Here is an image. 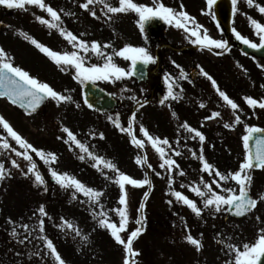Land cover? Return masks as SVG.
Segmentation results:
<instances>
[{
    "label": "rangeland",
    "instance_id": "rangeland-1",
    "mask_svg": "<svg viewBox=\"0 0 264 264\" xmlns=\"http://www.w3.org/2000/svg\"><path fill=\"white\" fill-rule=\"evenodd\" d=\"M195 1L198 5L197 8L204 15L202 10L204 2L202 0ZM84 2L85 0H63V28L89 43L99 42L105 57L112 55L113 62L126 71L130 70L131 62L115 55V52L129 45L146 48L154 58V63H151L149 68V74L153 75L158 72L159 65L163 60L165 75L172 79L171 83L176 88L173 91L179 98L165 100L162 115L156 105L152 83L136 84L131 77L115 82L101 80L97 81L96 85L111 95L122 97L126 94L130 98L125 100L121 109L110 115H99L89 111L82 103L79 82L74 79L75 69L67 66L66 71H61L60 67H57L29 40H24L20 32L26 33L50 49L61 53L73 51L72 45L62 36L57 41L51 39L48 30L38 28L36 25L33 30L17 29L12 21L5 20L3 23L7 25L10 33L7 35L0 33V47L6 48L5 51L11 57L14 66L21 67L32 77L38 79L40 76L48 75L51 77L49 85L58 93L71 95L73 101L58 104L49 98L38 112L26 115L5 100H0V115L10 123L13 129L35 148L42 149L46 154L54 153L57 157L55 162L45 164L36 153L29 150V154L37 164V170L46 181L47 191L45 192L44 186L25 188L20 184L33 183L34 181L32 174L27 176L23 174L27 171V162L21 157H17L11 150L0 149V163L5 165L6 170L10 166L12 170H9L13 181V185L0 181V264H58L57 261L51 260V255L48 254L44 243L37 239L39 235H45L52 240L65 264H124L123 246L116 243L110 230L100 227L98 219L92 215L93 211L99 213L102 205L103 211L107 213L110 221L119 224V217L114 209L123 206L118 204L121 192L119 186L114 182L116 173L104 168L103 165L100 166V169L92 167L94 162L86 153L81 152L75 144L65 142L68 137L62 131L64 127L69 128L78 140L88 146L89 151L111 161L121 172L134 179H143L147 173L151 180V188L147 185L143 187L125 186L128 193L129 222L127 231L122 232L121 236L126 239L131 231L141 227L137 220L141 219L144 228L133 242L134 251L139 253V256L132 258L134 264H162V262H164L163 264H186L191 256L190 246H192L185 239L186 231L194 229V223L189 217V212L184 209L183 203L177 201L172 192L179 191L189 199L201 198L196 196L191 188L200 186L203 189L201 181L210 183L213 179L202 170V163L197 158L201 148H203L205 159L217 169H219L220 162L223 161L220 153L222 149L238 150L233 128L224 129L223 127L224 123L233 122L231 119H227V114L232 113V110L230 106H228L227 112L221 110L217 102L223 100L217 92H215L218 97L216 100H214L216 97L213 93L206 95L212 85L201 74V69L209 73L217 81L219 88L239 105L238 114L243 118V123L250 126L254 123L253 117H264V109L259 107L252 109L247 105L244 97L264 100V87H262L264 85V69L259 67V65H264V61L248 59L235 51L234 47H228L227 50L213 47L209 51L203 45L193 43L195 37H189L190 33L187 34L188 32H185L183 28L176 27L175 21L169 24L171 30L167 31L165 35L168 43H165V46L155 54L154 49H149V44L144 40L138 26L137 13L129 11L127 15L124 13L108 14L114 17L109 20L103 5L96 4L94 8L97 17L94 18L90 11L80 7ZM108 2L112 6H119V0H108ZM133 2L152 7L148 2L142 0H133ZM167 7L172 8L175 13L184 12V9L173 4ZM68 12L74 15H65ZM35 15L47 16L50 19L47 13L40 9H37ZM260 17L256 21L264 25V14L260 13ZM188 25L194 27L191 23ZM42 26L44 27V25ZM203 29H200L201 38ZM14 30L19 32L17 39L13 37ZM175 32L180 34L176 35ZM207 33L209 34L211 31L207 30ZM172 34H175L176 38ZM181 36L187 37L189 40L180 44ZM209 36L211 35L209 34ZM105 44L109 47L103 48ZM218 52L221 54L217 55ZM87 57L86 64L104 63L103 58L97 57L91 52L87 54ZM51 62L53 63L51 64ZM176 65H179L180 68H177ZM191 65L198 69L200 76L194 83H186L180 79L178 72L181 69L187 71L186 68ZM49 69L55 73L44 74V71ZM191 85L209 90L207 92H192L188 89ZM132 97H135L136 100H133ZM137 100L143 104V107H139ZM77 104L80 105L79 108L76 107ZM201 104H204L205 107H200ZM214 111H219L221 116L206 120L205 117L210 116ZM133 112H136L133 134L138 139L145 140V146L142 149H137L131 143L128 133L121 132L108 119L109 116L114 120L118 117L121 126L127 128ZM172 113L176 114L175 117ZM199 121H203V124ZM214 121L216 122L213 123ZM184 122L205 135L206 140L203 145L200 144L198 138L192 139L193 134L181 127ZM141 125L152 136L169 140L171 148L164 146L167 158L176 160L179 165L178 169H173L168 174L166 169L160 167L163 161L152 148L151 143L140 132ZM100 133L104 134L103 139L100 138ZM0 136L6 138L13 148L23 151L8 136L2 125H0ZM177 151L181 155L176 156L175 152ZM193 152L196 153V157L192 155L190 160L183 157L184 154L190 155ZM80 155L85 156L83 161L79 159ZM137 156L146 157L147 163H150L152 168L138 165L136 163ZM3 159L6 161L5 163ZM12 159L18 161L20 168H14L11 165ZM190 165L195 168L194 172L189 174L182 168ZM50 169L61 174L67 173L86 186L102 192L99 204L91 203L89 197L76 192L72 187H60L51 178ZM181 170L186 179L179 174ZM156 172L161 175L157 176ZM169 175L173 178L171 189L168 185ZM16 181H20V183L17 184ZM181 185L184 186L181 187ZM213 188L217 192L225 194L215 184ZM145 192L149 193L146 199ZM74 194L75 199L73 198ZM169 200H172L173 203L169 204ZM141 203L145 205L143 213L139 211ZM40 206H44L51 217V219L44 217V233H39L38 230V218H40L38 209ZM9 218L15 222L14 225L9 223ZM61 218L79 228L81 235H77L74 229L62 227L63 220ZM23 224L30 225L34 231L28 240L19 243V240L24 239L27 234L21 227ZM13 227L16 228L18 234L16 238L11 235ZM165 231L170 233L162 238L159 234L165 235ZM168 235L173 236L174 239L170 236L167 237ZM84 236H87L88 239L84 240ZM194 238L198 239V237ZM37 252L39 255L34 254ZM185 259H187L186 262L180 263Z\"/></svg>",
    "mask_w": 264,
    "mask_h": 264
},
{
    "label": "snow or ice",
    "instance_id": "snow-or-ice-1",
    "mask_svg": "<svg viewBox=\"0 0 264 264\" xmlns=\"http://www.w3.org/2000/svg\"><path fill=\"white\" fill-rule=\"evenodd\" d=\"M248 6H253V0H246ZM209 8L212 7L213 4L216 3V0H207ZM96 4H102L104 9H106L105 14H119V13H127L129 11H134L138 14V26L141 32L145 29V24L150 20L159 17L163 19L167 23L171 24L175 21L176 27L183 28L185 32L190 33L191 37H195L193 43L203 45L208 48L209 51L212 50L213 47L216 49L227 50L228 42L224 40H216L212 39L207 30H204L203 37L201 38L200 29L203 27L196 23L195 19L190 17L187 12H179L175 13L174 10L170 7L164 6L162 3L158 8L148 7L145 5H138L134 3L133 0H119V6H112L108 0H85L84 3L80 5L84 10L90 11V14L95 18L97 17V12L94 8ZM233 11H236L237 0H232ZM0 5L6 6L10 9H25V5H33L37 6L40 10L47 13L50 19H46L43 16H36V20L41 25L47 26L49 29H55L59 32V34L64 37L69 44L72 45L74 49L71 52H58L50 49L44 44L38 42L36 39L28 36L26 33L20 32L26 40H29L31 44H33L37 49H39L42 53H44L47 57H49L58 67H60L61 71H66L67 66H70L75 69L74 79L77 80L80 84H85L90 82L92 84H96L97 81H109L112 82L119 81L124 78H130L135 75L136 68L138 64L149 65L154 63V58L149 54L148 50L144 47H133V46H125L122 50L115 52V55L122 57L125 60L131 62L130 70L126 71L123 67H119L116 63L113 62V56L107 55L105 57V53L101 50V45L97 41H92L91 43L79 38L77 35L73 34L71 31H67L63 28L61 13L54 9L52 6L45 3V0H0ZM93 6V7H90ZM259 12L264 14V6L256 5ZM62 11V10H61ZM65 15H74L71 12L65 13ZM114 17L112 15H108V19L111 20ZM250 24L254 28L256 35L259 37V43H254L250 39L241 35L238 31L233 29L234 35L237 40L241 41L244 45L253 48V49H264V25H261L255 19L249 17ZM189 22L194 25V27L189 28ZM109 45H103V48H108ZM91 52L97 57L103 58V64H86L87 54ZM221 53L218 52L217 55ZM177 68H180L179 65H176ZM261 69H264V65H259ZM201 74L205 76L210 82L212 87L216 90L219 97L222 98L224 102L228 106H230L232 110V115L234 116L233 123H224L223 127L226 129L233 128V124H241V116L238 114L239 105L234 102L229 96L219 88L217 81L206 71L201 69ZM181 77L187 78L181 69ZM165 81L168 84L167 95L164 97V100H161L160 103L163 104L165 100L169 98L175 100L178 99L179 96L173 91V84L170 82L169 77H165ZM264 87V85H262ZM0 98H7L13 105H19L20 107L26 109L29 115L34 113L40 105L46 99L55 100L58 104L61 102L69 103L73 101L71 95H63L55 91L49 84L46 82H41L37 78L32 77L27 71L22 69L19 66H14L12 63L11 57L8 56L7 52L0 47ZM133 100H136L135 97H132ZM247 105L252 109L259 107L260 109H264V100H257L252 97H244ZM139 107H143V104L140 101H136ZM84 103L88 105L89 108L92 107L91 104H88L87 98H85ZM77 108L80 107L79 104L76 105ZM200 107H205L204 104H201ZM173 117H175V113H172ZM221 113L219 111H214L210 116L205 117L206 120H212L213 118L220 117ZM109 120L114 123V126L119 128L121 132H127L131 137V143L137 148L142 149L145 146V140L138 139L136 135L133 134V123L136 119V112L132 113V116L128 122V127L124 128L121 126L119 122V118L117 117L115 120L113 117L109 116ZM0 125H2L3 129L7 132L8 136H10L20 149L23 151H19L16 148H13L8 140L2 136H0V149L3 150H11L15 153L17 157H21L24 161L27 162L28 167L27 171L23 172L25 176L32 174L34 176V184L37 187L44 186V191H47V185L42 174L37 170V164L34 162L33 157L29 154V150L31 152L36 153L38 157L45 164H50L57 160V157L54 153H45L42 149L35 148L31 143L21 137L10 123L0 115ZM181 127L186 130L188 133L193 134L191 136L192 139H199L201 145L206 140L205 135L197 130L196 128L191 127L187 122H184ZM64 133L67 134L68 140L66 143L71 142L75 144L76 147L80 149L81 152L86 153L87 156L94 162L92 167L100 169V166L103 165L104 168L109 169L116 173L114 182L119 186L121 195L118 199V204L123 207H118L114 209L116 214L119 217V224L115 222H111L108 218L106 212L103 211V206L101 205V211L96 213L92 212L94 218L98 219V224L100 227L110 230L111 236L114 238L115 242L122 245L125 251V259L124 264H134L132 258L139 256V253L134 251L133 249V241L142 233L144 230L143 222L141 220H137V223L141 225V227H137L135 230L131 231L126 239L122 238L121 233L127 231V225L129 222L128 219V193L125 190L126 185H131L134 187H143L147 185L149 188L152 187V182L148 178L147 173H145V177L143 179H134L131 176L121 172L119 168L112 163L111 161L105 160L103 157L95 155L93 152L89 151L88 146L82 143L77 137L73 134V132L64 127L62 129ZM140 132L143 133V136L146 137L147 141L151 143L152 148L156 153L159 154L163 163L160 164L161 168L166 169L169 173L173 171V169H178L179 165L176 160L167 158V153L164 146H168L171 148L169 144V140L167 138L161 139L159 137L152 136L147 129L140 126ZM245 133L242 136L243 141V149L245 152L244 159L239 165V169L235 172H229L228 174L222 173L219 169L214 168V166L209 163L203 154V148L200 150V154L197 157L202 163V170L212 176V181L205 182L201 181L203 185V189L200 186H193L191 191L195 193L196 196L201 197L203 199V206L205 209H209L211 213H220L222 211L231 212L233 215L237 217H243L246 214L250 213L257 207L258 199L253 198L250 195V187L252 184V175L251 171L254 168L264 169V128L256 127V126H248L245 125ZM100 138H104V134L100 133ZM255 137V152L253 153L250 142ZM176 156L181 155L180 152H175ZM192 155L196 157V153L193 152ZM80 160H84L85 156L80 155ZM136 163L138 165L144 166L147 168H152L150 163H147L146 157H136ZM11 164L14 168H20V164L17 160L12 159ZM23 171V170H22ZM51 178L60 185L62 188L72 187L76 190V192L83 193L84 196L89 197L91 203L99 204V200L103 195L102 192L96 191L91 187L86 186L80 180L76 179L68 175L67 173H58L54 169H50ZM180 175H184L181 170ZM10 175V172H7L5 169V165L0 163V181H3L6 176ZM157 176H160L161 173L156 172ZM218 178V179H216ZM229 180L235 181V184L238 185V191L232 187H225L221 182H227ZM173 184V178L169 175L168 185L171 189ZM216 185L217 188L221 189V192L226 194H221L217 192L213 185ZM184 185H181L183 187ZM149 193L145 192V199L148 197ZM172 195L175 196L177 201H182L183 204L187 205L191 211L197 216L200 217L203 209L197 206L194 200L189 199L187 196L183 195L179 191L172 192ZM75 199V194L73 195ZM259 200L264 201V194L259 195ZM169 204H172L173 201L169 200ZM145 205L144 203L140 204L139 211L143 213ZM39 217L38 218V230L39 233H44L45 231V219L44 217H49V214L46 212L44 206H40L38 209ZM63 220V218H61ZM257 221H260V217H256ZM9 223L13 224L11 218H9ZM62 227H67L68 229H74L77 235H81L79 228H76L72 223L67 220H63ZM186 226V225H185ZM21 227L24 229L25 233H27L24 239L19 240V243H24L29 237L32 235L34 229L31 228L28 224H23ZM11 235L13 238L17 237L16 228L13 227ZM37 239H40L42 243H44L46 249L48 250V254L52 255L55 258V261L58 264H65V261L62 259L61 255L58 253L56 247L54 246L51 239H49L45 235L37 236ZM84 240H87V236L83 237ZM185 239L191 245L196 247L197 251L202 249V242L199 239L194 238L191 234H187ZM229 239H231L229 237ZM219 243L224 244V241L221 240ZM228 249V253L234 256V259L231 261H226L225 264H262V259H264V228L259 229L258 236L254 243H243L242 248L240 246L234 245L232 243H228L226 245ZM35 255H39V253H34Z\"/></svg>",
    "mask_w": 264,
    "mask_h": 264
},
{
    "label": "flooded vegetation",
    "instance_id": "flooded-vegetation-1",
    "mask_svg": "<svg viewBox=\"0 0 264 264\" xmlns=\"http://www.w3.org/2000/svg\"><path fill=\"white\" fill-rule=\"evenodd\" d=\"M142 1L148 2L153 8H158L161 3L166 7L171 4L179 6L181 9H184V12H187L190 17L194 18L197 24L203 26L202 28L204 29L202 30V34H204L205 29L208 31L210 30L211 33L209 34L211 35L210 37L212 39L227 41L228 47H234L235 51H238V48L236 46V43L234 42V39H236V37L234 35L233 29L238 31L244 37L250 39L252 42L259 43V37L256 35L254 28L251 26L249 17L255 20L261 18L260 12L256 7V5L264 6V0H253V6L251 7L248 6L246 0H237L235 12L233 11L232 0H216V3L219 1H227L229 3L230 19L228 23L227 22L222 23L218 20L215 11L216 3L213 4L211 8H209L207 0H202L204 2V6H202L204 15H202L199 8H197L198 5L195 0H142ZM45 2L50 4V6H52L54 9H57L61 13V20H62L61 26L63 27V0H45ZM37 9H39L37 6L25 5V9L13 8L10 9L9 11L0 10V22H4L5 20L12 21L16 25L17 29L22 28L25 30H33L35 29L34 25H36L38 28L48 30L49 37H51V39L56 41L60 39L61 35L58 33L57 30L49 29L45 25L43 27L38 22V20H36L35 12L37 11ZM128 13L129 12L124 13V15H127ZM43 17L48 19L47 16H43ZM65 17L66 16H64V19L66 20ZM66 23H68L67 20ZM224 24L228 25V29L226 28L227 26L226 27L224 26ZM245 26L246 28H244ZM188 27L191 28L189 25ZM15 30L13 32V37L17 39L19 37V32H16ZM169 30H171V28L168 25L166 31L158 35L156 42H152L148 38L147 34L142 33L144 40L150 46L149 49L152 50L154 49L155 54H157L159 50H161L163 46H165V43H168L165 35ZM0 33L2 35H7L10 32L9 29H7L6 31H0ZM175 34L178 35L180 33L175 32ZM175 34H172L174 35L173 36L174 38H176ZM188 36L191 37L190 35ZM24 40L26 39L24 38ZM188 40L189 39L187 37L181 36L179 42L180 44L181 43L184 44ZM52 63L53 62H51V64ZM159 68H160L159 71L155 72L151 76L149 82L152 83L151 86L154 87L156 93L159 92L161 100H164V97L167 95L168 84L165 81L166 75L164 71L163 60L161 65H159ZM193 69H197V68H195L192 65L186 68L187 70L185 71L186 73L185 75L187 77L186 79L181 77V71H179L178 75L180 79L186 83H194L195 81L190 80L188 76L189 71ZM44 72H45L44 74L55 73L51 69L46 70ZM38 80L41 82H46L47 84L51 83V77H49L48 75H43V77L40 76V79ZM171 81L172 79L170 78V82ZM173 89L175 90L176 88L173 87ZM188 89L192 90V92H196V91L207 92V90H209L204 88L201 89L199 86L196 85H191L188 87ZM215 92H216L215 89L210 87V91H208L206 95H209V93H213V95L216 97L214 98V100H216L218 97L215 95ZM164 103L163 104L160 103L159 105H157L162 115L164 113L162 112ZM217 104L220 106L221 110H225L226 112L228 111V105L226 104V102L219 100ZM227 119L229 120L231 119L232 121H234V117L231 112L227 114ZM241 121H242L241 124H233V130H234L233 135L236 140V147L238 148V150L232 151V150L222 149L220 151L223 161L220 162L218 168L224 174L237 171L239 169L240 163L242 162L245 156V152L243 149V141H242V136L246 134L245 124L243 123L244 122L243 118H241ZM252 121L254 123L251 124L250 126L264 128V117L256 116L252 118ZM199 122L203 124V121H199ZM215 122L216 121H214L213 123ZM191 157H193L192 154H190V159ZM233 158H235V160H233ZM194 168H195L194 166L190 165L183 167L182 169L190 174L194 172ZM167 173L170 174L169 172ZM251 175L253 179L250 187V195L253 198L258 199V204L254 210H252L250 213L246 214L243 217H237L233 215L231 212H227V211H222L220 213H211L209 209L204 208L202 198L192 199L194 200V202L197 204L198 207L203 209L200 217H197L187 205L183 204L185 207L184 209L187 210V212H189V217L194 223V229L186 231V234H191L193 237H198V239L203 243V245L200 251H197L194 245L190 246L191 256L189 260L187 261V259H185L183 262L180 263H184L187 261L186 264H225L226 261H231L234 259L233 255L227 254L228 249L226 245L228 243H232L242 248L243 243L255 242L259 233V229L264 228V201L259 200V195L264 194V169L254 168L251 171ZM181 176L184 179H186L185 174ZM221 183L225 187H232L238 191V185L235 184V181L229 180L227 182H221ZM23 186L35 187V184L33 181V183L29 182L23 184ZM257 216L260 217V221H257L256 219ZM165 232L170 233L168 231ZM229 237L231 239H229ZM221 240L224 241V244L219 243V241ZM163 263L164 262H162V264ZM262 264H264V259H262Z\"/></svg>",
    "mask_w": 264,
    "mask_h": 264
},
{
    "label": "water",
    "instance_id": "water-1",
    "mask_svg": "<svg viewBox=\"0 0 264 264\" xmlns=\"http://www.w3.org/2000/svg\"><path fill=\"white\" fill-rule=\"evenodd\" d=\"M217 13H218L220 20H223V17L225 19L228 17V9L226 7L225 8H219L217 10ZM163 25L164 24L162 23L161 20L154 18L145 24V28H147V30L151 34L152 32L156 33L157 31L161 30ZM238 42L240 43V51L243 54H245L247 56H254L257 58L264 59V49H253V48H250V47L244 45L239 40H238ZM146 67H147V65L138 64L137 68H136V73L132 77L135 78L138 82L145 81L146 80ZM81 93H82L83 101L85 100V98H87L88 104L92 105L91 109L96 110L99 113L112 112L117 105L114 98H112L109 94H107L103 90L99 89L98 87H96L95 85H93L90 82H87V83L82 85ZM1 99L7 100V98H1ZM43 103L40 105V107L43 105ZM15 106L26 111V109L20 107L19 105H15ZM250 146H251V149L254 153L255 152V137L250 142Z\"/></svg>",
    "mask_w": 264,
    "mask_h": 264
},
{
    "label": "trees",
    "instance_id": "trees-1",
    "mask_svg": "<svg viewBox=\"0 0 264 264\" xmlns=\"http://www.w3.org/2000/svg\"><path fill=\"white\" fill-rule=\"evenodd\" d=\"M50 258H51L52 261L55 260V258H54L52 255H51ZM42 259H43V258H42ZM40 260H41V259H40ZM41 262H42V261H41Z\"/></svg>",
    "mask_w": 264,
    "mask_h": 264
}]
</instances>
